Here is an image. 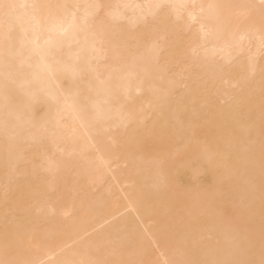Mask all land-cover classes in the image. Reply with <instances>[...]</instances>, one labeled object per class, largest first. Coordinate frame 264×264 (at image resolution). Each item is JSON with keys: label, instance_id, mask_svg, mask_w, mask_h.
Here are the masks:
<instances>
[{"label": "bare ground", "instance_id": "bare-ground-1", "mask_svg": "<svg viewBox=\"0 0 264 264\" xmlns=\"http://www.w3.org/2000/svg\"><path fill=\"white\" fill-rule=\"evenodd\" d=\"M0 264H264V0H0Z\"/></svg>", "mask_w": 264, "mask_h": 264}]
</instances>
